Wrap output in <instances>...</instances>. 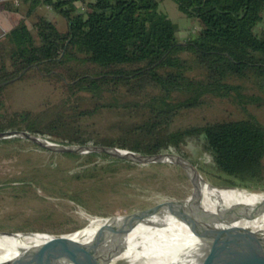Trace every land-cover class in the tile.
<instances>
[{
  "label": "trees",
  "instance_id": "1",
  "mask_svg": "<svg viewBox=\"0 0 264 264\" xmlns=\"http://www.w3.org/2000/svg\"><path fill=\"white\" fill-rule=\"evenodd\" d=\"M38 1L62 15L66 27L61 29L57 21L37 14L31 26L22 20L8 34H0V94L4 82L21 79L30 70L58 78L70 92H126L133 97L129 101L101 102L77 113L75 118L81 119L99 107L146 113L143 121L127 126L124 137L95 144L182 155L170 143L179 147L188 138L202 136L214 172L233 185L263 180L264 124L255 115L166 129L180 110L203 105L209 95L264 103V96L246 94L244 84L236 82L253 79L264 89V27L256 28L264 17V0H174L182 13L199 21L184 40L179 25L160 8V0ZM14 7L11 1H0V9ZM183 52L190 57H183ZM194 69H200L201 75L191 74ZM176 92L183 96L176 99ZM3 106L0 99V130L42 135L39 131L44 128L65 135L49 138L52 141L89 144L82 124L62 111L43 124L30 111L10 115ZM13 140L17 139L0 138V143ZM59 153L84 159V167L75 172L79 177L127 160L108 153ZM93 155L119 160L96 162Z\"/></svg>",
  "mask_w": 264,
  "mask_h": 264
},
{
  "label": "rangeland",
  "instance_id": "2",
  "mask_svg": "<svg viewBox=\"0 0 264 264\" xmlns=\"http://www.w3.org/2000/svg\"><path fill=\"white\" fill-rule=\"evenodd\" d=\"M160 8L179 25L182 40L199 26V21L182 13L174 0H160ZM58 24L61 29L66 27L63 16L59 17ZM263 27L264 17L256 28ZM182 56L189 58L190 54L183 52ZM191 74L201 75V71L194 69ZM236 82L244 84V93L264 96V89L255 80ZM5 84L0 94L4 103L2 110L10 115L30 111L40 116L43 124L52 120L59 111L75 118L77 113L92 110L101 102L124 103L133 98L126 92H70L65 82L54 76H42L34 70L28 71L21 79ZM182 96L179 92L174 94L176 99ZM249 114L255 115L264 124V103L209 95L203 105L180 110L166 130L215 120L240 119ZM146 117L144 112L129 113L124 107H99L93 114L75 119L82 124V134L89 139L88 143L94 145L97 140L124 137L125 129L131 122H141ZM39 132L42 133L39 136L47 140L65 136L44 128H40ZM4 139L17 140L0 143V230L67 232L86 224L90 215L126 216L173 200H185L194 191L191 178L179 164L122 160L112 162L116 164L109 169L87 172L79 177L75 172L84 167V159L64 156L42 148L29 139ZM204 143L201 136L188 138L179 147L170 144L192 162L213 186H233L253 194L264 192V178L256 185L240 186L231 184L225 176L214 172L211 156L204 148ZM94 160L111 162L119 159L101 155L94 157ZM93 173L96 176L89 177ZM212 227L216 228L215 225Z\"/></svg>",
  "mask_w": 264,
  "mask_h": 264
},
{
  "label": "bare ground",
  "instance_id": "3",
  "mask_svg": "<svg viewBox=\"0 0 264 264\" xmlns=\"http://www.w3.org/2000/svg\"><path fill=\"white\" fill-rule=\"evenodd\" d=\"M14 134L40 146L51 145L28 132L11 133ZM87 148L91 153H108L132 161L179 164L194 186V194L185 200H173L119 217L135 226L126 236L127 245L113 260L93 264H198L202 255L196 252L202 244H220L245 252L264 248V192L253 194L233 186L215 187L184 156L175 152L133 154L93 144ZM95 229L90 225L68 235L88 241ZM2 238L0 264H45L46 256L41 253L35 256L26 247L43 236L18 234L16 238Z\"/></svg>",
  "mask_w": 264,
  "mask_h": 264
},
{
  "label": "water",
  "instance_id": "4",
  "mask_svg": "<svg viewBox=\"0 0 264 264\" xmlns=\"http://www.w3.org/2000/svg\"><path fill=\"white\" fill-rule=\"evenodd\" d=\"M24 72L25 70L21 72L20 76ZM5 83L7 82H4V84ZM14 132H28L34 136L41 137L28 130L3 129L0 130V138H20L17 134L11 135V133ZM43 139L51 142V145L49 146H40L48 150L92 154L87 148L89 145L87 143L73 141L53 142L45 138ZM99 146L127 150L133 154L143 153L113 146ZM93 156L96 157L95 155ZM190 163L193 164L192 162ZM101 220L103 221L99 223ZM90 225L93 228L96 227V229L93 236L88 241H80L68 235L71 232L81 230ZM134 227V225L123 222L119 219V216L109 217L90 215L86 224L71 231L52 233L43 229L18 231L0 230V239L2 241V236H13L16 238L18 234H21L22 236L41 235L43 238L40 241L26 247H28V250L32 251L35 256L38 253L46 256L45 264H93L113 260L114 256L127 245V243L125 244L126 236ZM142 234L145 235L146 232H143ZM197 251H199L196 252L199 256L202 255L200 258L201 262L198 264H264V248L245 252L243 250L232 249L220 244H202L199 245Z\"/></svg>",
  "mask_w": 264,
  "mask_h": 264
},
{
  "label": "crops",
  "instance_id": "5",
  "mask_svg": "<svg viewBox=\"0 0 264 264\" xmlns=\"http://www.w3.org/2000/svg\"><path fill=\"white\" fill-rule=\"evenodd\" d=\"M13 2V1H11ZM13 10L0 9V34L3 35L13 29L20 21L25 20L28 25L35 21L37 14L48 16L54 21H59L60 15L50 5L38 0H19L13 2ZM41 10V11H40ZM44 11V13H41Z\"/></svg>",
  "mask_w": 264,
  "mask_h": 264
},
{
  "label": "built area",
  "instance_id": "6",
  "mask_svg": "<svg viewBox=\"0 0 264 264\" xmlns=\"http://www.w3.org/2000/svg\"><path fill=\"white\" fill-rule=\"evenodd\" d=\"M0 1H6V0H0ZM8 1L18 2L19 0H8ZM82 9L84 8L82 7Z\"/></svg>",
  "mask_w": 264,
  "mask_h": 264
}]
</instances>
